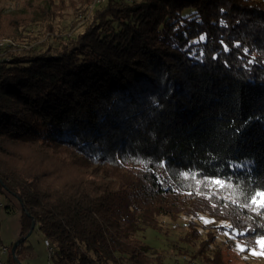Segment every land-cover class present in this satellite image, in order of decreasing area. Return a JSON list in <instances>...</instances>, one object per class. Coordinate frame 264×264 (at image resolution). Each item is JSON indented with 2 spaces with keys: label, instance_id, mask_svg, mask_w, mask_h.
<instances>
[{
  "label": "trees",
  "instance_id": "trees-1",
  "mask_svg": "<svg viewBox=\"0 0 264 264\" xmlns=\"http://www.w3.org/2000/svg\"><path fill=\"white\" fill-rule=\"evenodd\" d=\"M3 192L52 264H163L138 237L159 217L191 244L201 216L264 238V0H105L76 35L1 61Z\"/></svg>",
  "mask_w": 264,
  "mask_h": 264
},
{
  "label": "rangeland",
  "instance_id": "rangeland-1",
  "mask_svg": "<svg viewBox=\"0 0 264 264\" xmlns=\"http://www.w3.org/2000/svg\"><path fill=\"white\" fill-rule=\"evenodd\" d=\"M98 3L93 0L91 5L88 4L86 7L87 3L81 0H64L61 5L58 0H0V43L4 45L0 47V62L7 61L11 55H21L25 51L39 48V45L56 46L60 36L76 35L89 18L93 5ZM16 150L27 154L28 147ZM7 205L9 209L6 208ZM20 214L19 202L13 196L1 193L2 246L11 249L20 238ZM157 221L155 228L143 227L138 237L149 246L152 257L161 258L163 264H206L194 257L199 249L209 256L217 250L221 255V258L219 257L221 264H264L263 237L253 244L245 242L244 239L239 241L227 231L203 229V225L216 223L201 216L197 221L198 238L191 244L183 239L186 235L185 219L159 217ZM211 234L214 241L206 245L208 248L200 247L199 243L209 238L207 235ZM24 246H31V250L29 253L19 254L18 260L21 264H52L51 256L56 247L49 244L51 251L44 247L43 237L36 225L26 238ZM6 258L4 254L2 257L4 264Z\"/></svg>",
  "mask_w": 264,
  "mask_h": 264
},
{
  "label": "water",
  "instance_id": "water-1",
  "mask_svg": "<svg viewBox=\"0 0 264 264\" xmlns=\"http://www.w3.org/2000/svg\"><path fill=\"white\" fill-rule=\"evenodd\" d=\"M34 225H35V221L32 220L29 231H28L24 236L20 237V238H19V239H18V240L12 245V247H11V249H10V252H11V255H12V258H13L15 264H21V263L19 262L17 256H16V254H15V249L18 247V245H19L20 243H22V242H23V241H24V240L30 235V233H31V232L33 231V229H34Z\"/></svg>",
  "mask_w": 264,
  "mask_h": 264
},
{
  "label": "built area",
  "instance_id": "built-area-1",
  "mask_svg": "<svg viewBox=\"0 0 264 264\" xmlns=\"http://www.w3.org/2000/svg\"><path fill=\"white\" fill-rule=\"evenodd\" d=\"M103 1H105V0H96L97 3L98 2L100 3V2H103ZM122 1L127 2V3H133L136 0H122ZM3 46H4L3 43H0V47H3ZM43 245H44V247L49 248V251H51L48 241L43 240ZM6 251H7L6 247H1L0 248V264H4L3 261H2V257H3L4 254H6Z\"/></svg>",
  "mask_w": 264,
  "mask_h": 264
},
{
  "label": "snow or ice",
  "instance_id": "snow-or-ice-1",
  "mask_svg": "<svg viewBox=\"0 0 264 264\" xmlns=\"http://www.w3.org/2000/svg\"><path fill=\"white\" fill-rule=\"evenodd\" d=\"M213 183H216V184H221V181L217 180V181H213ZM257 196H261V197H264V192H260V193H257L256 194ZM252 203L253 204H257L258 202L253 199L252 200ZM259 207H264V200H262L259 204H258Z\"/></svg>",
  "mask_w": 264,
  "mask_h": 264
}]
</instances>
